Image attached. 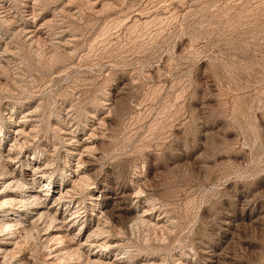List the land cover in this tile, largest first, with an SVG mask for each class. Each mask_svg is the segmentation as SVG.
<instances>
[{
  "label": "rangeland",
  "instance_id": "374dc122",
  "mask_svg": "<svg viewBox=\"0 0 264 264\" xmlns=\"http://www.w3.org/2000/svg\"><path fill=\"white\" fill-rule=\"evenodd\" d=\"M0 264H264V0H0Z\"/></svg>",
  "mask_w": 264,
  "mask_h": 264
},
{
  "label": "bare ground",
  "instance_id": "6f19581e",
  "mask_svg": "<svg viewBox=\"0 0 264 264\" xmlns=\"http://www.w3.org/2000/svg\"><path fill=\"white\" fill-rule=\"evenodd\" d=\"M11 228V227H10Z\"/></svg>",
  "mask_w": 264,
  "mask_h": 264
}]
</instances>
